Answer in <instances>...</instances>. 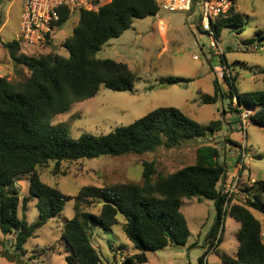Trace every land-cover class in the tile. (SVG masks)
<instances>
[{"label": "trees", "instance_id": "trees-1", "mask_svg": "<svg viewBox=\"0 0 264 264\" xmlns=\"http://www.w3.org/2000/svg\"><path fill=\"white\" fill-rule=\"evenodd\" d=\"M160 11L156 0H113L98 11L80 13L73 35L63 43L69 57L54 52L28 56L21 54L19 41L5 44L14 64L29 73L28 78L19 81L0 78V231L14 236L13 247L19 258L27 255L25 246L37 231L62 214L67 202L74 201L75 216L62 229L69 253L67 264H101L90 232L95 226L111 232L119 225V215L126 218L124 233L137 250L124 264H146L150 254L187 245L191 230L182 213L184 200L205 199L214 202L217 218L206 238L201 264L211 252L221 264H264L263 225L253 214H264V180H256L252 187L244 189L246 201L237 200L225 210L226 198L221 187L228 167L221 160L220 149L213 144L199 146L194 164L168 175L159 174L154 162H146L142 183L87 186L76 196H68L41 180L38 168L50 163H55L53 173L57 175L63 163L101 156L143 155L163 146L174 149L222 132L224 120L202 125L174 107L158 108L133 124L100 137L83 134L74 140L65 128L53 125L58 115L67 113L76 103L95 98L102 87L114 92L134 91L139 81L137 74L127 64L101 60L97 54L111 39L132 28L134 20L155 17ZM71 17L70 12L63 10L59 28ZM244 26V16L233 7L228 15L217 20L215 30L220 37L229 28L242 33ZM198 29L202 31L201 23ZM261 35L245 44H254L257 39L264 41ZM225 79L231 100L236 98L238 106L251 111L253 125L264 128V90L240 93L237 78ZM165 82L176 85L192 80L170 77ZM214 86L215 95L206 96V104L226 98L218 80ZM24 177L29 181L31 197L37 199L40 219L34 224L27 221L25 212L20 215L21 204L24 202V209L26 200H21L16 183ZM97 203L102 206L95 213ZM228 213L240 225L236 257L220 247L219 233Z\"/></svg>", "mask_w": 264, "mask_h": 264}, {"label": "rangeland", "instance_id": "rangeland-1", "mask_svg": "<svg viewBox=\"0 0 264 264\" xmlns=\"http://www.w3.org/2000/svg\"><path fill=\"white\" fill-rule=\"evenodd\" d=\"M236 11L244 16L243 32L240 33L237 28H229L219 37L220 47L224 52L222 59L228 64L224 73L214 72L215 66L222 65L220 56L210 49L208 35L198 29L199 20L195 22L194 17L189 18L190 13L161 10L155 17L134 20L132 28L121 37L111 39L97 54L98 59H111L127 64L139 77L134 91L114 92L102 87L95 98L76 103L70 111L53 120L54 126L65 128L69 136L76 140L83 134L96 137L108 135L116 128L129 126L158 108L174 107L202 125L224 120L225 126L220 135L216 133L215 141L212 137H206L185 142L174 149L163 146L143 155L101 156L63 163L57 175L53 173L55 163H50L38 168L41 180L68 196H76L87 186L142 183L146 162H154L159 174L175 173L194 164L197 148L205 144L217 146L221 151V160L227 164L230 172L233 171L243 159L240 146L232 144L229 138L224 139L223 134L229 133L228 126L233 125V140L245 146V137L243 140L236 126L240 112L235 111L237 102L230 98L225 77L237 78L236 87L240 93L264 90V41L257 39L256 44L260 46L257 51L249 50L245 44L258 34L264 36V0H237ZM21 15L22 2L0 0V78L12 81L24 80L29 73L25 68L14 64L5 48L6 43L19 41L22 46L21 54L28 56L54 52L69 57L63 43L73 35L79 22V15H72L52 37L50 45L32 46L21 38ZM170 77L191 79L192 82L170 85L165 82ZM215 80H218L226 98L219 99L215 104H206L205 97L215 95ZM229 144L234 146H230V150ZM246 145L248 150L245 163L249 170L244 176L252 174V178L256 180H264V128L249 125ZM16 186L21 200H26L24 209V202L21 204L20 215L25 212L30 224L38 222L40 216L36 207L37 199L29 193L27 177L17 182ZM101 206L99 203L95 204L93 212L98 213ZM182 213L191 230L187 245L167 247L150 254V260L146 264H201L200 258L206 251V238L215 224L217 210L211 200L185 199ZM253 214L262 222L264 233V214L258 211H253ZM74 216L75 202L69 201L62 214L50 220L27 242V255L19 259L25 264H67L66 257L69 253L62 238V229L65 222ZM118 219L119 225L111 232H106L100 226H95L90 232L91 241L100 254L101 264H113L116 249L125 251L127 258L137 251L124 233L126 218L119 215ZM239 228V223L228 213L219 239L222 240L221 249L233 257L237 256L239 249ZM14 243L13 235L5 236L0 231V264H16L2 256L5 252L15 253ZM111 245L117 247L113 248ZM208 264H221V261L216 254L210 253Z\"/></svg>", "mask_w": 264, "mask_h": 264}, {"label": "built area", "instance_id": "built-area-1", "mask_svg": "<svg viewBox=\"0 0 264 264\" xmlns=\"http://www.w3.org/2000/svg\"><path fill=\"white\" fill-rule=\"evenodd\" d=\"M22 2V15L20 22L21 38L32 46L46 45L48 41H52V37L60 30L59 23L62 17V11L66 10L71 15L80 14L82 12H93L100 10L104 5L113 0H18ZM160 10L167 12H181L190 13V17L195 18V22L199 20L202 31L208 35L210 39V49L220 56L222 63L224 52L220 47L219 37L215 30L217 20L230 13L233 7H236L237 0H156ZM198 8L200 11L198 12ZM259 44L248 45L251 51L259 50ZM198 59V57H195ZM228 69L227 63H222L221 66H215L214 72L216 74L224 73ZM240 111L237 118V128L240 134L245 137V146L240 145V153L243 158L233 171L227 169V173L222 182V195L226 198L225 210H228L232 203L237 200L246 201L247 196L244 193L245 188H250L256 183V179L250 175L244 176L245 172L249 170L245 163L247 156V130L252 124V113L244 106H238ZM216 135V134H215ZM215 141V136L212 137ZM17 185V183H16ZM221 232L219 233V237ZM264 238V233L262 232ZM212 253V252H211ZM208 257V255H207ZM207 257L205 264H208ZM127 257L125 251L116 249L114 252L113 264H124Z\"/></svg>", "mask_w": 264, "mask_h": 264}, {"label": "crops", "instance_id": "crops-1", "mask_svg": "<svg viewBox=\"0 0 264 264\" xmlns=\"http://www.w3.org/2000/svg\"><path fill=\"white\" fill-rule=\"evenodd\" d=\"M237 5V4H236ZM236 123V122H235ZM236 126H237V124H236ZM228 129H229V133H225V134H223V138L225 139V138H229L230 140H232L233 142H235L234 140H233V138H232V133H233V131H234V126L232 125V126H228ZM221 133H217V135H220ZM217 135H215V139H216V137H217ZM228 144V143H227ZM233 144V143H232ZM239 144V143H238ZM230 146L232 147L233 145H228V149L230 150ZM234 147V146H233ZM227 156V155H226ZM224 159L226 160L227 159V157H224ZM250 176L252 177V174H250ZM113 248L114 247H117V246H115V245H111ZM136 253H137V251H136ZM135 253V254H136ZM154 254V253H153ZM208 257H209V255H208ZM208 257H207V260H208ZM149 260H150V258H149Z\"/></svg>", "mask_w": 264, "mask_h": 264}, {"label": "water", "instance_id": "water-1", "mask_svg": "<svg viewBox=\"0 0 264 264\" xmlns=\"http://www.w3.org/2000/svg\"><path fill=\"white\" fill-rule=\"evenodd\" d=\"M2 256L4 258H6L7 260L14 262L16 264H25L21 259H19V257L16 255V251L15 253H9V252H5L2 254Z\"/></svg>", "mask_w": 264, "mask_h": 264}]
</instances>
